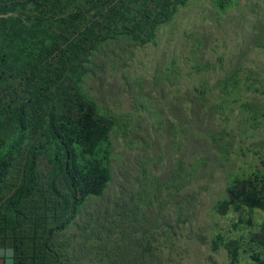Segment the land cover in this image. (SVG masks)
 Wrapping results in <instances>:
<instances>
[{"label": "trees", "instance_id": "1", "mask_svg": "<svg viewBox=\"0 0 264 264\" xmlns=\"http://www.w3.org/2000/svg\"><path fill=\"white\" fill-rule=\"evenodd\" d=\"M186 1L0 0V253L12 264H171L166 231L178 212L165 213L166 199L184 189L186 162L162 181L140 158L109 202L85 208L112 179L114 127L137 147L143 116L138 106L120 122L101 113L81 82L100 43L119 34L149 43ZM234 79L220 82L226 93ZM261 163L217 207L239 213L235 229L264 213ZM244 238L228 234L212 248H225L230 264H264V215L255 246Z\"/></svg>", "mask_w": 264, "mask_h": 264}, {"label": "rangeland", "instance_id": "2", "mask_svg": "<svg viewBox=\"0 0 264 264\" xmlns=\"http://www.w3.org/2000/svg\"><path fill=\"white\" fill-rule=\"evenodd\" d=\"M90 60L82 90L119 122L138 106L143 137L130 146L131 137L114 127L112 179L85 208L109 202L140 158L148 157L162 181L183 160L185 187L166 199L165 213L178 212L166 231L175 246L171 264H230L225 248H212L213 239L221 243L228 234L255 246L249 239L263 211L255 209L253 227L235 229L239 213L222 215L217 207L264 157V0H187L149 43L119 34L100 43ZM227 76H235L228 93L220 84ZM0 255L7 258L0 264H12L11 252Z\"/></svg>", "mask_w": 264, "mask_h": 264}]
</instances>
